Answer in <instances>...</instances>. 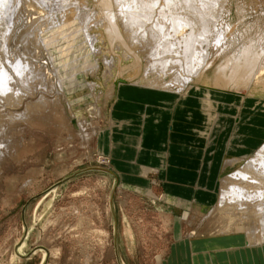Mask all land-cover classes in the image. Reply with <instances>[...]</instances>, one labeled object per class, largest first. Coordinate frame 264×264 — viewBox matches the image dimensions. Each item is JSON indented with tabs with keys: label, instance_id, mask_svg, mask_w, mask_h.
Returning <instances> with one entry per match:
<instances>
[{
	"label": "rangeland",
	"instance_id": "1",
	"mask_svg": "<svg viewBox=\"0 0 264 264\" xmlns=\"http://www.w3.org/2000/svg\"><path fill=\"white\" fill-rule=\"evenodd\" d=\"M48 1L51 3L49 8L40 5V11H35L34 8L28 7L27 0H12L8 8L15 11L18 18L15 19L16 22L13 20V24L5 21L9 33L0 41V73L4 74L8 81L7 86L0 87V114L6 116L9 113L19 114L24 110L23 104L26 99L30 97L36 101L41 94L44 99L50 101L57 98L56 106L60 104L57 106L59 118L56 117L58 118L56 120L54 117L53 126L47 127L37 122L28 125L23 121H14L21 130L23 129L19 135L27 140L26 143L31 149L21 153L13 151L14 154L11 152L5 154L4 164H1L3 167H0V264H9L7 260L10 250L12 256L21 261L18 264H43L45 260L44 264L112 262L119 264L113 244L115 233L110 208L112 198L117 222V252L120 263L164 264L163 260L168 261L172 255L171 241L180 245V241L183 240H177L175 237L176 223L171 215L172 211H163L159 202L152 203L147 198L145 185L137 180L140 178L135 172H131L132 179L127 182L129 186H133L132 188L118 184L109 172L119 175L124 170L114 167L111 163L112 155L105 154L118 152L125 157L124 152H127L118 149V144L114 140V133L120 134L125 126L110 123V118H113L112 109L118 103L116 97L122 87L129 86L154 93L162 106L173 107L180 97L156 93L143 85V67L147 64L145 58L147 56L139 46L135 53L125 51L123 46L120 47L122 50L117 49L120 36L113 37L109 43L104 42L105 44H97L98 41H95L92 47L97 48V53H93L88 37L97 38L102 27L93 19L86 23L85 16H89V19L92 17L89 9L105 13L99 0H89L88 5L83 8L72 4L65 5L71 0L64 5V0ZM113 2L108 7L109 12H114ZM71 8L76 12V9H83L82 11L87 13L84 18L75 14L72 19L65 21V12ZM225 10L222 23L224 26L233 27L234 34L231 39L233 43H239L243 37L257 36L260 37L259 42L264 40V0H228ZM30 15L34 19L32 20V24L35 22L34 26L28 24ZM23 24L31 26L32 36L28 47L33 70L38 71L40 77L50 74V78H46L49 86L42 87L39 81L33 82L29 93L18 85V79L12 69L19 50L15 35ZM256 52L260 55V50ZM228 57L225 54L221 60L224 62ZM104 60L113 62L108 75L105 73ZM118 76L126 83L111 91ZM55 83L58 88L62 87L63 92L59 93ZM209 84L206 82V90L211 86ZM10 92L20 94L23 99L17 107L12 106L7 99ZM228 104V108L235 107L232 102ZM261 104L264 106V102ZM95 105L103 115L102 120L91 121L94 115L90 109ZM116 109L119 110L118 113L129 110L125 103ZM246 111L243 109L241 113L264 118L263 115H254L252 111L248 113ZM228 112L232 111L219 109L222 118H228ZM109 126L110 131L106 130ZM244 150L248 151L247 148ZM99 152L103 157H100ZM129 155L132 160L144 159L140 156L142 154L137 156L136 150ZM134 167L133 170L145 174L152 170L143 166ZM126 171L129 172L128 169ZM149 179L150 187L147 189L155 197L162 195L165 190L159 177L155 173H150ZM119 188L122 191L120 195ZM122 198L126 203L125 214L131 222L136 238L133 252L127 245L128 231L120 207ZM192 205L193 203L187 210H190ZM175 211L176 215L182 213L180 210ZM27 228L28 237L20 253L25 256L35 248L41 247L47 256L42 251L36 252L28 258L29 260L17 256L15 248L23 241ZM97 231L108 234L113 254L109 250L110 244L104 239L105 236L101 237ZM180 232L182 238L187 234L185 227L182 226ZM101 243H104L102 248ZM51 251L55 257L51 255ZM256 263L264 264L263 252L262 256L258 255V258L253 260L252 264ZM244 264H250V261L244 260Z\"/></svg>",
	"mask_w": 264,
	"mask_h": 264
},
{
	"label": "bare ground",
	"instance_id": "2",
	"mask_svg": "<svg viewBox=\"0 0 264 264\" xmlns=\"http://www.w3.org/2000/svg\"><path fill=\"white\" fill-rule=\"evenodd\" d=\"M11 1L0 0V41L9 33V27L5 21L13 24V20L16 22L15 19L18 18L16 12L8 8ZM27 1L28 7L34 8L35 11H40V5L49 8L51 4L48 0ZM67 1L64 0L63 5ZM112 2L115 3L112 8L114 12H109L108 7ZM227 2L228 0H102V2L99 0V3L103 4L105 13L89 9L92 14L89 19V16H85L87 12H83V9H76V12L71 8L65 12L64 20L68 21L78 14L81 18L85 16L86 23L93 19L98 23L97 25L102 27L97 38L88 37L94 54L97 53V48L92 47L95 41H98L97 44H105L104 42L109 43L113 37L120 36L117 49L123 46L125 51L135 53L139 50L137 47L139 46L143 54L147 56L145 57L147 64L143 67L142 83L147 89L156 93L170 94L180 98H199L206 107L213 106L215 103L228 104L230 102L240 107L247 102L258 105L264 102V40L259 42L260 37L254 36L243 37L239 43L231 41L234 34L233 27L224 26L222 23ZM87 3L89 0H71L65 5L72 4L83 8L88 5ZM100 14L102 16H99ZM31 16L28 24H32L34 20ZM28 24L20 25L15 35L19 50L12 66L14 76L18 79V85L27 93L31 92L33 82L39 81L42 87L49 86L46 78H50L49 73L46 77H40L41 74L32 68L28 42L32 36L30 27L34 26L35 22L29 27ZM236 40L237 38L234 41ZM257 50H260V55L256 52ZM225 54L230 57L223 62ZM104 61L105 73L108 75L112 70L113 62ZM118 69L121 72L120 66ZM206 82L210 83L209 86L211 85L207 90L205 89ZM125 83L124 79L118 76L111 91ZM55 84L57 87V83ZM1 85L7 86L8 81L6 76L0 73V87ZM57 90L59 93L63 92L62 87H57ZM9 94L7 99L12 106L17 107L21 104L23 99L20 94L11 92ZM44 98L42 94L37 99L36 96L34 97L36 101L29 97L23 104L24 110L19 114L9 113L7 116L0 114V167H3L1 164H4L5 154L13 153V151L21 153L26 149H31L26 143L27 140L19 135L23 129L21 130L14 121H23L28 125L37 122L48 127L54 125L53 120L56 117L59 118L57 106L60 104L56 106L57 98L54 101ZM90 110L94 115L91 121L103 119L98 106L95 105ZM99 155L103 157L100 152ZM138 174L140 177L143 176L142 178L146 176L140 172ZM221 174L214 203L209 207L193 203L190 210L182 211L180 215L175 214V210L183 206L180 198L169 199L163 194L155 197L148 189L145 194L152 203L159 202L163 211H172L171 215L176 223L175 237L177 240L183 239L180 245L187 244L191 247L193 244L199 245L206 239L224 241L227 238H233L237 243L236 238H238L244 244L245 252L249 251L253 254L261 252L262 248L264 249V142L254 154L225 159L221 166ZM118 192L120 195L122 192L120 188ZM112 199L110 208L115 233L113 244L117 261L121 264L117 252V222ZM125 204L124 199H120L123 222L128 231L127 245L133 252L136 238L131 222L124 211ZM181 226L185 227V232H187L184 238L181 237ZM97 233L101 237L105 236L104 239L110 244L109 250L113 254L108 234L102 231H97ZM27 237L28 228L23 241L15 248L17 256L21 259H28L38 251L44 252L47 256L46 251L41 247L23 256L20 249ZM103 246L104 243H101L100 248ZM118 248L122 257L119 243ZM43 257L42 254L41 258ZM122 260L124 262L123 257ZM7 261L9 264L21 262L12 256L11 250Z\"/></svg>",
	"mask_w": 264,
	"mask_h": 264
},
{
	"label": "crops",
	"instance_id": "3",
	"mask_svg": "<svg viewBox=\"0 0 264 264\" xmlns=\"http://www.w3.org/2000/svg\"><path fill=\"white\" fill-rule=\"evenodd\" d=\"M116 98L118 103L112 109L113 118H110V123L125 126L120 134L114 133V140L118 149L127 152H124L125 157L118 152H106L105 155H112L111 163L114 167L124 170L119 175L111 172L112 176L118 184L129 186L127 182L132 179L131 172H135L140 178L137 180L147 189L150 187L149 174L155 173L163 183L165 191L162 194L169 199L182 200L183 206L179 208L181 212L186 211L192 203L202 207L211 206L217 197L216 189L223 161L254 154L264 142V118L241 113L244 109L247 113L252 111L254 115L264 116L262 104L247 102L241 107L228 108L227 103H215L206 107L199 98L186 97L178 99L173 107L162 106L156 94L129 86L122 87ZM124 103L129 110L118 113L116 107ZM219 109L232 112H228V118H222ZM106 130L110 131V126ZM134 150L137 156L142 154L140 156L144 159H130L129 154L132 155ZM134 161L136 166L148 167L152 169L151 172L145 174L133 170ZM138 172L146 176L142 178ZM158 186L160 188L159 183ZM234 240L206 239L191 247L171 241L172 255L163 263L244 264L245 260L252 264L258 255L264 253L263 248L256 254L247 253L241 239L236 238L237 243Z\"/></svg>",
	"mask_w": 264,
	"mask_h": 264
}]
</instances>
